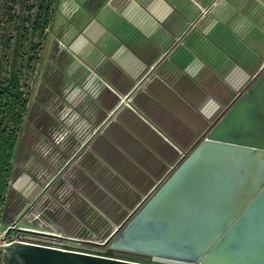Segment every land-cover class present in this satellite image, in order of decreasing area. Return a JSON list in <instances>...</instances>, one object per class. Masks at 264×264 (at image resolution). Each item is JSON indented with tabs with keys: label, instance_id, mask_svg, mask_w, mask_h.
<instances>
[{
	"label": "rangeland",
	"instance_id": "374dc122",
	"mask_svg": "<svg viewBox=\"0 0 264 264\" xmlns=\"http://www.w3.org/2000/svg\"><path fill=\"white\" fill-rule=\"evenodd\" d=\"M84 2L62 0L47 40L21 42L15 49L12 42L2 41L1 37L5 32L9 34L12 29L21 27L23 19L34 18L36 1L0 0V80L8 79L12 69L18 70L22 77L21 91L30 108L24 122L34 125L41 122L36 141L29 142L27 133L18 136L22 143L11 185L22 196L19 204L24 208L19 217L30 209L21 220L13 223L15 229L8 231L0 224L2 251L17 240L52 241L24 233L19 228L104 241L150 192L136 186L146 177L143 175L113 176L100 164L90 169L91 174L79 166L74 167L76 159L71 157L98 128L104 114V106L99 101L100 81L86 67V41L78 42L79 49L74 43L90 18ZM173 5L193 6L197 11L189 15L193 29L190 27L185 32L188 35L180 39L185 37L184 40L190 43L194 38L215 39L217 45L222 42L223 56L228 57L237 46L232 55L244 62L264 56V0H205L204 3L173 0ZM31 21L25 22L24 26L29 28ZM230 40L233 46L227 49ZM127 48L132 50L128 44ZM76 50H81L79 57L72 55ZM40 103L44 105L41 110L38 109ZM117 118L115 112L112 122ZM100 135L96 139L98 142ZM97 143L94 141L85 147L78 160L83 161L91 148H100ZM165 175L155 176L150 187L153 188ZM106 228L107 232L104 231Z\"/></svg>",
	"mask_w": 264,
	"mask_h": 264
},
{
	"label": "water",
	"instance_id": "95a60500",
	"mask_svg": "<svg viewBox=\"0 0 264 264\" xmlns=\"http://www.w3.org/2000/svg\"><path fill=\"white\" fill-rule=\"evenodd\" d=\"M19 230L60 246L17 241L2 264H264V69L104 241Z\"/></svg>",
	"mask_w": 264,
	"mask_h": 264
},
{
	"label": "crops",
	"instance_id": "0c3cea01",
	"mask_svg": "<svg viewBox=\"0 0 264 264\" xmlns=\"http://www.w3.org/2000/svg\"><path fill=\"white\" fill-rule=\"evenodd\" d=\"M84 5L90 18L74 43L86 41V63L94 70L116 63L108 76L122 73L134 81L111 111L134 138L117 140L115 150L107 147L97 164L113 176H146L136 186L151 190L155 176L167 174L259 76L264 56L244 62L223 56L215 39H180L197 11L175 7L173 0H85ZM155 70L158 78L149 79ZM127 95L130 103H121Z\"/></svg>",
	"mask_w": 264,
	"mask_h": 264
},
{
	"label": "trees",
	"instance_id": "16d2710c",
	"mask_svg": "<svg viewBox=\"0 0 264 264\" xmlns=\"http://www.w3.org/2000/svg\"><path fill=\"white\" fill-rule=\"evenodd\" d=\"M35 1L37 10L34 14V18L28 19L32 20L30 27L26 28L24 26V23L28 20L23 19L21 27L12 29L9 34L5 32L6 34H3L1 37L2 41L9 40L12 42L15 49L21 42L31 41L30 43H32L35 39H44V41H46L49 31L52 28L55 15L59 12L62 3V0ZM231 42L232 41L230 40V43H228L229 47H227V49L233 46ZM129 46H132V50H136L133 44ZM233 53L234 51L230 53V55L232 56ZM72 55L73 57H76V54ZM33 60L34 58H31V61ZM73 63L74 60L70 63L71 66ZM90 65L91 64L86 63V67L92 71L93 68H91ZM116 66V63H111L109 61L105 62L104 65L96 67L95 70L93 69L92 71L96 78L100 81L101 98L99 101L101 105L104 106V114L102 115V119L98 122V128L108 118L111 111L119 104L122 98L121 95L125 92H129L134 85L133 79L127 78L122 73L119 75L112 74L113 76H108L107 72L109 71V68H114V70H116ZM158 73V70L153 71L149 79L152 78V80H155L156 77L158 78L159 76ZM21 78L22 77L18 73V70L12 69L8 79L5 80L2 78L0 80V224L6 228L13 225V223L19 218V215L24 208V205L19 204L22 200V196L18 194L11 185L13 178L16 176L18 148L21 145L20 143H22L19 142L20 140H18V136L26 135L27 133L29 136V142H34L37 140L39 135L38 127L41 125V122H36L35 125L32 122H24V116L28 114L30 108L27 98L23 95L24 92L21 91ZM150 83L143 86L145 87L144 90L148 88ZM43 106L44 105L41 103L38 104V109L41 110ZM135 123L143 126L147 125L145 122ZM155 124L157 123L155 122ZM122 128L123 122H120L119 118H117V120L115 122H111L105 130H103L104 128L102 129L103 131L101 135L99 134L100 130L88 144H93L94 141L97 143L98 141H96V139L100 135L101 137L98 138V140H100V142H98L100 148H91L89 150L90 154H88V152L85 153L83 161L81 162L78 160V154L75 158L76 161L74 167L79 166L81 170L83 169L85 173H88L91 168L94 169V167L98 166L97 161L102 156L105 149L107 150V147L111 148V150H115L118 145L117 140H123V138L131 140L134 138L133 135L126 134ZM97 129H95V131ZM77 152L78 150L74 153V155ZM83 152L84 149H82L80 154ZM93 179H95L94 176ZM2 257L3 251L0 249V264H2Z\"/></svg>",
	"mask_w": 264,
	"mask_h": 264
},
{
	"label": "flooded vegetation",
	"instance_id": "af4514ba",
	"mask_svg": "<svg viewBox=\"0 0 264 264\" xmlns=\"http://www.w3.org/2000/svg\"><path fill=\"white\" fill-rule=\"evenodd\" d=\"M106 127V125L103 127V128H105ZM102 128V129H103ZM101 129V130H102ZM92 140V138L90 137L82 146H81V149L80 150H78V152L72 157V159H75L77 156H78V154H80L81 153V151H82V149H84L89 143H90V141ZM83 228H84V226H83ZM105 232H107V228H106V230H104ZM112 232V231H111ZM111 232H110V234H111ZM109 234V235H110ZM108 235V236H109ZM91 246H94V245H84V246H82V247H84V248H86V249H90V250H97V251H106L108 248L106 247V248H101V247H98V246H94V247H96V248H91ZM117 254H120V255H122V256H129V257H135V258H140V259H146V260H150L151 259V257L150 256H147V255H143V254H138V253H132V252H125V251H117Z\"/></svg>",
	"mask_w": 264,
	"mask_h": 264
},
{
	"label": "built area",
	"instance_id": "2783aa9c",
	"mask_svg": "<svg viewBox=\"0 0 264 264\" xmlns=\"http://www.w3.org/2000/svg\"><path fill=\"white\" fill-rule=\"evenodd\" d=\"M36 243V242H35ZM40 244H42V243H40ZM43 244H47V245H53V246H60V245H58V244H55V242H53V241H47V242H44ZM61 247H63V246H61ZM77 248H81V249H76V250H81V251H84L83 249H86V248H84V247H77ZM71 249H74V248H71Z\"/></svg>",
	"mask_w": 264,
	"mask_h": 264
},
{
	"label": "bare ground",
	"instance_id": "6f19581e",
	"mask_svg": "<svg viewBox=\"0 0 264 264\" xmlns=\"http://www.w3.org/2000/svg\"><path fill=\"white\" fill-rule=\"evenodd\" d=\"M17 241H20V240H17ZM17 241H16V242H17ZM13 243H14V242H13ZM11 244H12V243H11ZM9 245H10V244H9Z\"/></svg>",
	"mask_w": 264,
	"mask_h": 264
}]
</instances>
